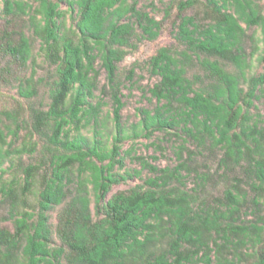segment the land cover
I'll return each instance as SVG.
<instances>
[{
	"label": "trees",
	"instance_id": "16d2710c",
	"mask_svg": "<svg viewBox=\"0 0 264 264\" xmlns=\"http://www.w3.org/2000/svg\"><path fill=\"white\" fill-rule=\"evenodd\" d=\"M0 1L7 22L0 34V58L9 57L8 65L28 63L32 43L25 26L40 41L46 60L57 65L47 111L33 110L29 124L11 113L0 116V206L9 208L3 221L15 225L14 233L0 229V264H212L213 253L218 264H244L251 257V264H264V127L252 122L249 113L263 91L264 73L247 76L250 60L259 44L264 45V6L254 0H180L174 32L183 48H162L150 59V72L159 78L149 89L157 107L153 114L144 111L141 132L134 127L132 136H126L120 122L124 104L117 64L135 47L134 39H156L160 22L137 9V0H64L75 13L76 29L69 34L60 21L65 12L59 1ZM27 14L29 23L24 25ZM251 29L260 31L261 38L248 35ZM97 60L107 73L108 89L103 92L113 107L111 150L79 134L92 121L97 123L100 112L101 103L89 101L97 88ZM195 66L204 74L188 76ZM19 93L29 98L36 90L20 86ZM24 128L26 136L35 134L44 141L46 155L37 164L22 162L23 155L36 152L37 142L15 146ZM72 131L78 134L71 137ZM156 132L181 138L175 151L180 163L161 174L143 165L158 175L106 201L112 187L127 180L113 173L121 163L117 158L122 142ZM188 142L212 154L222 151L217 169L224 179L241 169L242 177H234L213 203L197 197V189L181 188L182 171L194 172L200 181L210 175V170L191 168L196 154L186 147ZM8 161L10 166L3 168ZM45 166L50 169L40 174ZM17 169L22 178L14 174L3 182ZM74 172L78 187L59 217L56 233L62 245L55 247L48 212L68 197L66 187L73 183ZM37 182L38 212L31 220L32 213L19 209L30 206L28 196ZM91 195L96 214L103 215L97 222L91 216ZM248 248H257L255 256L243 252Z\"/></svg>",
	"mask_w": 264,
	"mask_h": 264
},
{
	"label": "rangeland",
	"instance_id": "374dc122",
	"mask_svg": "<svg viewBox=\"0 0 264 264\" xmlns=\"http://www.w3.org/2000/svg\"><path fill=\"white\" fill-rule=\"evenodd\" d=\"M59 1L60 9L65 12L64 18L60 21L64 22L63 29H67L66 33L75 31V22L73 15L75 13L69 10V5L64 0ZM261 7L264 6V0H254ZM180 0H137V9L142 10L154 18L156 21L160 22L161 30L159 36L154 40H138L134 39L135 47L130 49L127 55L122 61L117 64L116 70V80L120 81L121 84V94L122 102L124 104L121 110V120L125 135H131L134 127H137V131L141 132V128L138 126L139 123L144 119L145 112L148 111L153 114V111L157 107L156 99L151 97L149 89L153 88L156 83L159 82V78L153 76L150 72L149 61L157 54V52L162 48L170 49H182L183 47L179 45L175 38V26L178 25V3ZM4 10L3 2L0 1V34L6 28V19L3 17L2 13ZM189 14H193L192 10L188 11ZM30 15L23 16L24 25L29 23ZM23 25V26H24ZM13 28V25H11ZM21 26L16 28L19 29ZM24 31L28 38H30L32 43L31 57L25 66H20L15 63L7 64L8 58H0V116L3 113H11L14 116H19L20 121L29 124L31 122L32 111L41 110L47 111L51 103L50 89H52V83L55 78L57 65H53L49 60H46L44 52L40 51L41 43L38 39L33 37V32L30 28L24 26ZM77 32V31H76ZM70 34V33H69ZM248 35L254 34L255 39L261 38L260 31L251 29L247 31ZM180 46V47H179ZM259 50L255 53V56L250 60V68L247 69V76L252 77L256 74L264 73V61L259 62L264 50V45L259 44ZM252 51L251 43L246 46V52L249 54ZM34 60V61H33ZM101 62L96 61L95 68L99 71V76L97 77L96 86L94 91V98L89 101L93 104L101 103L100 112L98 115L97 123L92 121L91 124L84 127L80 131V135L86 137L91 142L97 140L100 144L104 145L108 150L113 147V136H115V122L112 101L108 94H105L104 88L108 89L107 84V73L105 69H101ZM5 68V69H3ZM232 70V69H231ZM8 72V73H7ZM203 75V71L199 66L189 70L188 76L193 74ZM93 77V73H91ZM42 80V82H40ZM31 88L36 90V94L32 97H23L19 93V87ZM252 122L258 121L261 127H264V88L262 92H258V99L254 100V106L249 111ZM5 119V118H4ZM28 131L26 128L21 129L18 133V137L14 140L15 146L21 147L25 142L28 147L33 145V142H37L36 152L33 154H25L22 157V162L25 164H37L46 155L44 151V141L40 140V137L35 135L26 136ZM78 133L72 131L70 133L71 137L76 136ZM26 136V137H25ZM12 137L8 138L11 141ZM182 141L181 138H176L174 136L170 137L165 133L156 132L150 138L139 137L135 140H124L121 144L120 155L117 158V163L114 166L113 173L117 174L119 177H127L126 181L120 184L114 185L111 192L107 195L106 201L109 200L114 194L120 191H127L131 188L145 185V181L149 177H155L157 173H153L149 168H143V165H151L156 167L158 172L166 168L174 169L180 161L176 158L175 151L179 148ZM186 147L189 150L194 151L196 156L193 158V162L190 163L191 168H195L199 173L203 171H209L212 179L206 181H200L196 178L194 172L188 174L186 171H182L183 176L182 183L185 190L191 192L193 189H197L196 195L201 200H206L207 202L213 203V199L216 197L223 196L226 187L235 181L234 177L241 178V169L237 168L233 174L227 176L228 179L222 177V172L217 169L218 160L222 151L216 149L212 154L209 149H200L195 143H186ZM197 149L199 151H197ZM211 153V154H210ZM141 158L142 160H137L136 158ZM183 157L187 158V152H183ZM106 161L105 163H108ZM144 163V164H143ZM16 164V160H15ZM10 162H6L3 168H8ZM49 166H45L40 174L48 171ZM16 174L17 178H22L18 169L15 171L8 172L4 178L3 182H9L13 179ZM161 174V173H160ZM73 183L66 187L68 197L63 202V204L56 206L52 211L48 212V223L52 232V246H61L62 241L56 233V227L59 224V217L63 212V207L70 201L71 197L75 194V189L78 187L79 178L77 172H74L72 176ZM40 182V179H38ZM36 183L34 193L28 196L29 207L20 206V211L32 213L33 217L31 220H36V215L38 212V202H39V191L40 184ZM199 185V186H198ZM2 185L0 184V188ZM91 189V185H88ZM247 189V187H245ZM34 208V209H33ZM91 216L94 222L103 219V215H97L95 209V202L93 195H91V205H90ZM9 208L8 206H0V229H7L8 231L14 233L15 225L12 221H3L5 217H8ZM252 217H249L250 220ZM161 248V247H160ZM165 246H162V250ZM257 248L243 249L244 253L254 255V251ZM251 256V255H250ZM230 258V257H229ZM247 258V257H246ZM212 264H218L215 259V254L211 255ZM255 260L254 257L247 258L244 264H251ZM200 264V263H199ZM242 264V263H241Z\"/></svg>",
	"mask_w": 264,
	"mask_h": 264
}]
</instances>
